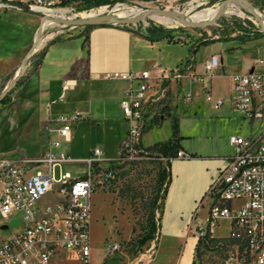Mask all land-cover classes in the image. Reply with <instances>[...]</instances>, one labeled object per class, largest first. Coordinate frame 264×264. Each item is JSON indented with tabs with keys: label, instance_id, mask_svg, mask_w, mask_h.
Listing matches in <instances>:
<instances>
[{
	"label": "built area",
	"instance_id": "built-area-1",
	"mask_svg": "<svg viewBox=\"0 0 264 264\" xmlns=\"http://www.w3.org/2000/svg\"><path fill=\"white\" fill-rule=\"evenodd\" d=\"M65 5L62 0H0V12L28 9L38 13L42 23L37 38L46 28L43 23L47 18L56 25L74 27L50 18L71 16ZM62 9H68L66 15L60 13ZM220 64V55L212 54L199 71L177 66L160 72L156 67L105 72L106 78L128 82L121 100L127 127L115 158L104 156L102 145L86 158H74L68 149L56 151L61 137L72 139L73 123L81 117L78 111L61 113L44 123L46 148L42 156L20 159L0 154V264H93L92 193L112 186L125 166L161 160L169 167L167 163L174 158L191 156L182 148L176 154L152 151L142 137L153 120L164 114L163 108L172 98L168 80L189 76L191 84H200L207 100H213L212 80ZM230 78L235 109L251 125L264 119V72L239 71ZM69 84L65 81L64 86ZM183 95L191 99V91ZM222 103L219 100L214 107ZM52 120L57 121L56 126ZM230 143L235 152L219 169L201 201L209 200V205L205 221L197 226V237H215L220 221L225 219L228 237L234 240L226 264H264V128L246 136L232 134ZM65 162H82L86 168L75 177L70 172L56 176L55 167ZM15 219L18 223L12 226ZM119 248L120 242L107 240L104 249L110 254Z\"/></svg>",
	"mask_w": 264,
	"mask_h": 264
},
{
	"label": "rangeland",
	"instance_id": "rangeland-1",
	"mask_svg": "<svg viewBox=\"0 0 264 264\" xmlns=\"http://www.w3.org/2000/svg\"><path fill=\"white\" fill-rule=\"evenodd\" d=\"M242 1L251 3L252 7L250 8L253 11L247 10L233 0H228L223 15L212 23H185L164 16L172 21L171 24H167L164 20L154 16L157 14L155 11H150V16L148 15L143 21L128 25L142 28V30H145L150 24L162 25L172 29L173 36L196 43L204 38H214L197 44V50L194 52L196 65L202 66L205 59L215 52L223 53L222 55H225L229 60V66H226L227 72H229L232 70V65L237 64V55L242 54L238 46H241L243 41L237 37L217 39L218 36L230 37L229 35L234 32L240 34L237 29L226 33L229 30L227 23L238 19L246 24L251 22L252 26L259 30L264 25V0ZM223 2L224 0H117L112 4L81 8L83 6L81 0H70L65 6L69 7L71 11L69 14L78 16L97 14L105 10L115 13L117 16H125L118 15V12L124 7L128 8L127 10L137 7L143 11L149 7L158 6L178 10L187 20L198 11L212 9V13L205 20L207 21L214 16L219 5ZM67 11L68 9H64L61 14L66 15ZM39 22L38 14L34 12L24 10V12L15 14L11 9L1 11L0 50L8 51L15 46H20V42L23 43L26 39L30 43V35L32 31L35 32V26ZM44 22L47 25L50 21ZM41 23L42 21L40 25ZM52 23L48 27L43 23L46 28L34 41L33 50L31 49L33 45L31 46L32 54L27 61L29 64L31 63L30 66L36 62L40 52L51 39L61 34L77 33L83 29L80 25L67 28ZM259 56L264 57V52L259 53ZM83 62L85 63V60ZM258 72H264V70H258ZM201 88V86L196 88L191 86L182 91V93L191 91V99L189 102L180 101L179 109L176 111L180 121L177 134L180 136L181 143L190 153L234 154L235 149L230 144V136L232 134L249 135L252 125L249 119L244 118L233 107L232 96L234 93L230 89L229 78L223 74L215 77L212 85L213 100H206V92L201 91ZM81 99L82 94L80 88L77 87L66 90L63 99L57 95L55 102H52V99L44 101L45 107L49 102L54 112L66 113L68 110L82 112L75 125L72 139L67 141L61 137V146L56 151L68 149L72 157L86 158L91 155L95 147L103 145L104 156L117 157L121 136L119 130L114 127L120 114L119 109L108 100L103 102L93 100L89 112L88 107L84 109ZM219 100H223L222 105L219 108L213 107L214 103ZM87 106H89L88 103ZM16 108L12 104H0V150L24 147L36 154L34 157H40L43 144L34 142V137L30 133L20 134ZM259 128V121H254V130L257 131ZM172 134L171 117L168 116L161 124L154 123L146 128L142 140L145 144H152L156 141L166 140ZM16 154L21 158L24 157L22 151H18ZM162 163L164 162L161 160H142L134 165L125 166L112 186L98 188L92 193L93 264H180L188 237L197 236V226L205 221L209 200L204 204H201L200 201L190 214L165 213L161 195L166 184L160 187L158 183V171ZM85 168L86 165L82 162H65L55 167V175L59 176L61 172H70L75 177L80 175ZM157 195L160 197L158 201L155 200ZM153 211L158 220V231L155 238L149 239L141 245L139 239L148 231V216ZM179 217L182 228L176 231L170 230L171 224ZM225 222H227L225 219L220 221L221 224ZM17 223L18 220L15 219L11 225L16 226ZM216 234L221 236H215L218 240L212 248L205 249L197 257V264H226L229 249L234 240L228 237V228L223 225L217 227ZM107 240L120 242V248L113 253L106 254L104 248ZM196 242L197 240L195 245Z\"/></svg>",
	"mask_w": 264,
	"mask_h": 264
},
{
	"label": "crops",
	"instance_id": "crops-1",
	"mask_svg": "<svg viewBox=\"0 0 264 264\" xmlns=\"http://www.w3.org/2000/svg\"><path fill=\"white\" fill-rule=\"evenodd\" d=\"M11 10L15 14L24 12V10L33 12L28 9ZM38 19L41 22L39 14ZM40 22L35 26V32L32 31L30 35V43L26 39L24 42L22 41L23 43L20 42V46H15L8 51L0 50V95L11 85L18 74L24 57L36 40ZM80 27L83 29L77 33L61 34L51 39L44 47V53L40 52L42 56L40 62L37 64L35 62L32 66H30L31 63H28L15 89L5 100H0L2 105L12 104L17 107L16 117L19 132L20 134H32L34 142L43 144L41 146V156L46 148L42 133L44 123L55 119L61 113H65L54 112L49 102L46 103L45 107L44 101H47V99H52L51 101L55 102L57 95H60V99H63L66 90L78 87L82 94L80 101H83L84 109L88 107L89 112L91 111L93 100L113 102L120 111L114 128L119 130L122 138L126 132L127 124L124 119L121 100L124 97L128 82L123 79L106 78L104 77L105 72L114 70L141 71L153 67H156V71L160 72L163 68L172 69L177 66H181L184 71L189 72L202 69V66L196 65V59L194 58V52L197 50V44L199 43L191 42L188 39H180L177 36H173V32L170 37L152 40L143 34L146 33V30L138 32L137 28L131 25L126 27L123 24L118 25L116 23L97 24L87 32L84 31L83 25H80ZM87 33L89 39L88 44L85 46L83 41ZM229 36H218L217 39L240 38L243 44L238 47L242 54L237 55V64L232 65V70L227 72L226 66H229L228 58L222 55L223 53H213L220 55L221 64L214 71L215 75L212 85L215 77L223 74V76L229 78L232 91L230 78L232 73L264 70V57L259 56V53L264 52V35L243 38L234 32ZM84 60L85 63L83 62ZM65 81L70 82L67 87L64 86ZM167 82L170 83L172 98L167 100L163 108L164 114L161 117H156L152 124H161L168 116L171 117V123L174 116L179 121V117L176 115V111L179 109V102L182 100L189 102L184 98L182 91L187 89V87L196 88L201 86L197 83L191 84L189 76H184L181 80L171 79ZM200 90L204 91L203 88ZM54 95L56 96L54 97ZM52 96L54 98H51ZM87 103L89 106H87ZM44 107L47 109L45 110ZM69 111L72 112L73 110H68L66 113ZM236 111L241 114L238 110ZM78 120L73 123L72 137ZM257 120L260 123V128L255 131L253 124L251 132H260L264 128V119ZM52 125L56 126L57 121L52 120ZM54 134L56 135V133ZM180 145V148L185 149L181 140ZM0 151V154L11 158L22 159L23 157L21 158L16 154L18 151H22L24 157H34L36 155L24 147H12ZM231 155L195 152L191 153L190 157H177L170 161L169 182L163 202L164 212L176 215L192 213L198 203L202 201L219 169L227 163V158ZM178 219L171 224L170 230L176 231L182 228L181 218L179 217ZM221 225L228 228V221ZM197 239V236L188 237L187 246L180 259V264H193L195 241Z\"/></svg>",
	"mask_w": 264,
	"mask_h": 264
},
{
	"label": "trees",
	"instance_id": "trees-1",
	"mask_svg": "<svg viewBox=\"0 0 264 264\" xmlns=\"http://www.w3.org/2000/svg\"><path fill=\"white\" fill-rule=\"evenodd\" d=\"M70 0H62L63 3H68ZM117 0H81L83 6H81V8H91L94 6H99L102 4H107V3H114ZM104 25L106 24H110L108 22L106 23H102ZM118 25H120L121 23H117ZM228 24V31L226 33H231L234 30H240L241 33L239 34L240 36H242L243 38L246 37H252V36H261L264 35V31L259 30V29H255L252 26V23H243L238 19H235L233 22L231 23H227ZM95 26V24H85L83 25L84 27V31L87 32L89 31V29L91 27ZM123 26L129 27L128 24H123ZM138 32L142 31V28H137L136 29ZM146 33H143L145 36H147L148 38L155 40V39H159V38H163V37H170L172 35V29H168L162 25H156V24H150L146 27ZM88 39H89V35L88 33L85 35L83 44L86 46L88 44ZM212 38H204L201 39L200 41H198V43H200L201 41L204 40H210ZM45 49H43L41 51V53H44ZM42 56L41 54L39 55L38 59L36 60V64L38 62H40ZM35 64V65H36ZM20 78H18L19 81ZM17 81V82H18ZM17 82L5 93V95L0 99V100H5L10 93L15 89ZM172 127H173V134L171 135V137H169L166 140H160V141H156L152 144H147L146 147L152 151L157 150L162 154H176L178 149L180 148V136H178V131H179V121L178 118L176 116H174L172 118ZM167 165L169 167H166L165 163H162L161 167L159 168L158 171V183L159 186L162 187L164 184L165 187L163 188L164 192L161 195L162 199L161 202H164L165 199V195H166V191H167V186H168V182H169V176H170V161L167 163ZM166 180L168 181L166 183ZM159 196H156V201L159 200ZM148 222H149V229L146 232L145 235H143L142 237H140L139 241L140 244H145L149 239H153L156 236V233L158 231V220L156 218V215L153 212H151L148 216ZM218 239L216 237H211V236H200L197 239L196 245H195V254H194V258H193V264H197V257H199L202 252L205 249L208 248H212L213 244L217 241Z\"/></svg>",
	"mask_w": 264,
	"mask_h": 264
},
{
	"label": "water",
	"instance_id": "water-1",
	"mask_svg": "<svg viewBox=\"0 0 264 264\" xmlns=\"http://www.w3.org/2000/svg\"><path fill=\"white\" fill-rule=\"evenodd\" d=\"M228 1V0H226ZM226 1L224 0L223 3H221L216 11V13L214 14L213 17H211L209 20L207 21H190L187 20L183 17L182 13L178 10L175 9H169V8H162V7H158V6H154V7H149L146 10H141L140 12H133L132 14H127L125 16H117L115 13H111V12H100L97 14H91V15H81L78 16L76 15H71V16H50L51 19H53L54 21L66 24V25H85V24H102V23H121V24H136L138 22L143 21L148 15L150 16L149 12L152 10H155L163 15H167L169 17H171L174 20H181L182 22L185 23H212L215 22L218 18H220L223 13L225 12V6H226ZM237 3H239L240 5L244 6L247 10L253 11V9H251L250 7H252L251 3H245L242 0H233ZM23 7L28 8L25 4H21ZM262 31H264V25H262L261 28ZM39 37V36H38ZM38 37L36 39H38ZM32 50L34 49V45L31 48ZM31 49L28 51V53L26 54V56L23 59V62L21 64V67L18 71V74L16 75L15 79L13 80V82L11 83V85L0 95V99L5 95V93L18 81V78L21 77L22 73L25 71L26 66H27V61L28 58L30 56Z\"/></svg>",
	"mask_w": 264,
	"mask_h": 264
},
{
	"label": "bare ground",
	"instance_id": "bare-ground-1",
	"mask_svg": "<svg viewBox=\"0 0 264 264\" xmlns=\"http://www.w3.org/2000/svg\"><path fill=\"white\" fill-rule=\"evenodd\" d=\"M120 9H121V7H119ZM128 8H126V7H124L123 9H121V11L120 12H118V15H127V14H129V13H133V12H140L141 10L139 9V8H137V7H133V8H131V9H129V10H127ZM62 10H64V9H62ZM61 10V11H62ZM61 11H60V13H61ZM152 11H155V10H152ZM93 12V11H92ZM157 14H154V16L155 17H157V18H159V19H161V20H164L167 24L169 23V24H171L172 23V21L171 20H169V19H167V18H165L164 16H167V15H163V14H161V13H159V12H157V11H155ZM196 12V11H195ZM57 12L56 11H52V14H56ZM212 13V9H207V10H202V11H198V12H196V13H194L193 15H191L190 17H189V20H194V21H205L209 16H210V14ZM216 13V12H215ZM87 14V13H86ZM83 15V14H82ZM167 17H169V16H167ZM158 19V20H159ZM174 20V19H173ZM45 21H50L47 25H46V22H44L45 23V25L48 27V25H50L51 24V22H53L52 20H50L49 18H47ZM176 22H178V21H176ZM54 23V22H53ZM52 23V24H53Z\"/></svg>",
	"mask_w": 264,
	"mask_h": 264
}]
</instances>
